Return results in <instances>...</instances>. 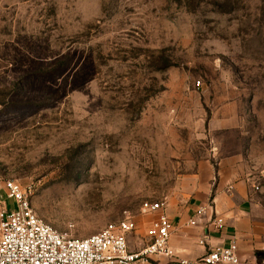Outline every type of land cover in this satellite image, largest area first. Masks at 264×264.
<instances>
[{
    "label": "rangeland",
    "instance_id": "obj_1",
    "mask_svg": "<svg viewBox=\"0 0 264 264\" xmlns=\"http://www.w3.org/2000/svg\"><path fill=\"white\" fill-rule=\"evenodd\" d=\"M219 160L264 224V0H0V177L54 231L135 223Z\"/></svg>",
    "mask_w": 264,
    "mask_h": 264
},
{
    "label": "built area",
    "instance_id": "obj_2",
    "mask_svg": "<svg viewBox=\"0 0 264 264\" xmlns=\"http://www.w3.org/2000/svg\"><path fill=\"white\" fill-rule=\"evenodd\" d=\"M199 86V83H196ZM254 191L258 188L254 186ZM34 185L22 187L12 180L0 177V264H136L151 256L172 258L169 248L170 222L165 214L167 199L144 202V215L157 214L146 230V244L138 251L129 252L126 235L134 230V223L124 219L110 223L97 233L76 239L66 233H58L46 225L31 207ZM9 201L12 206L4 205ZM209 207L202 205L195 210V216L187 223L190 227L198 224ZM208 228L220 231L224 222L219 216L209 219ZM208 236L198 241L206 252L198 259L176 260L174 264H238L236 243L227 246L207 245Z\"/></svg>",
    "mask_w": 264,
    "mask_h": 264
},
{
    "label": "crops",
    "instance_id": "obj_3",
    "mask_svg": "<svg viewBox=\"0 0 264 264\" xmlns=\"http://www.w3.org/2000/svg\"><path fill=\"white\" fill-rule=\"evenodd\" d=\"M200 166L192 180L193 193L190 197L170 198L165 214L170 222L169 248L172 258L154 255L136 264H174L176 260L192 261L200 258L206 247L198 241L208 236L207 245L227 246L231 241L238 249V264H264V227L257 217V195L251 179L244 176L243 170L234 161L219 160L214 165ZM10 206L9 201L3 202ZM206 205V214L198 219L195 227L187 225L195 216L197 207ZM223 219L224 226L218 232L208 228L213 216ZM157 214L144 215L135 220L134 230L126 235L129 252L138 251L146 242V230Z\"/></svg>",
    "mask_w": 264,
    "mask_h": 264
}]
</instances>
